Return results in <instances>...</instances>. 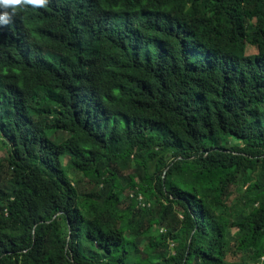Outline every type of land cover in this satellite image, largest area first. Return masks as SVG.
<instances>
[{"label":"trees","instance_id":"1","mask_svg":"<svg viewBox=\"0 0 264 264\" xmlns=\"http://www.w3.org/2000/svg\"><path fill=\"white\" fill-rule=\"evenodd\" d=\"M0 144V264H264V0L19 11Z\"/></svg>","mask_w":264,"mask_h":264},{"label":"clouds","instance_id":"2","mask_svg":"<svg viewBox=\"0 0 264 264\" xmlns=\"http://www.w3.org/2000/svg\"><path fill=\"white\" fill-rule=\"evenodd\" d=\"M48 4L49 0H0V25L7 26L13 16L28 7L42 9Z\"/></svg>","mask_w":264,"mask_h":264},{"label":"rangeland","instance_id":"3","mask_svg":"<svg viewBox=\"0 0 264 264\" xmlns=\"http://www.w3.org/2000/svg\"><path fill=\"white\" fill-rule=\"evenodd\" d=\"M246 51L248 54H253L256 52V49L251 47L249 44L246 45ZM6 153H7V149L4 148L2 146V144H0V160L3 159L5 156H6ZM136 184L138 186V188H140V184L139 182L136 181Z\"/></svg>","mask_w":264,"mask_h":264},{"label":"bare ground","instance_id":"4","mask_svg":"<svg viewBox=\"0 0 264 264\" xmlns=\"http://www.w3.org/2000/svg\"><path fill=\"white\" fill-rule=\"evenodd\" d=\"M114 59V58H113Z\"/></svg>","mask_w":264,"mask_h":264}]
</instances>
